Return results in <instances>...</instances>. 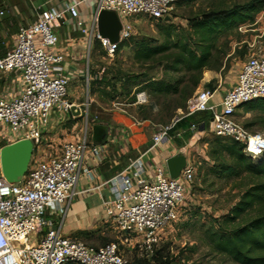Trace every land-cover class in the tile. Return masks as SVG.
Wrapping results in <instances>:
<instances>
[{"label":"built area","instance_id":"obj_1","mask_svg":"<svg viewBox=\"0 0 264 264\" xmlns=\"http://www.w3.org/2000/svg\"><path fill=\"white\" fill-rule=\"evenodd\" d=\"M178 1L94 0L91 28L88 34L86 30L81 32L86 34L88 45L94 40L105 53L112 54L121 41L129 38L127 18L167 23L170 9ZM79 5L77 0L56 8L48 2L40 4L33 20L17 27L13 44L0 56V125L6 130L2 141L8 145L26 140L32 146L26 171L18 182L8 183L0 173V264H128L119 245L150 249L162 231L176 221L185 186L194 175V168L185 160L178 177L170 179L164 165L153 167V176L147 179L150 165L147 167L142 157L166 138L170 126L160 128L151 134L144 153L128 159L118 173L94 187L107 192V199L99 194L100 203L106 221L117 234V243L92 247L60 235L51 216L60 213L62 204L75 196L78 175L89 173L80 170L84 153L107 156L105 149L93 145L82 131L76 140L61 143L54 155L33 158L44 132L74 118L71 103L66 100L68 79L62 72V56L51 51L57 43L54 29L66 19H76ZM101 10L113 12L118 18L120 30L115 43L96 35L95 17ZM214 94L195 91L187 99L182 117L209 113L214 136L235 142L252 160L260 157L264 135L248 132L234 115L241 105L264 99V56L248 57L219 101L214 100ZM135 101L143 104L144 94L138 93ZM200 127L191 125L189 131ZM114 138L123 141L122 135ZM29 234L33 245L28 244Z\"/></svg>","mask_w":264,"mask_h":264},{"label":"rangeland","instance_id":"obj_2","mask_svg":"<svg viewBox=\"0 0 264 264\" xmlns=\"http://www.w3.org/2000/svg\"><path fill=\"white\" fill-rule=\"evenodd\" d=\"M32 1L0 0V11L3 12L0 18V56L11 47V37L16 28L24 25L25 18L28 19L31 7L29 2ZM250 1L253 0H179L170 9L167 23L127 18L129 38L121 41L112 54L105 53L92 40L86 45L83 71L77 82V100L80 103L72 105L74 118L44 132L33 158L54 155V149L64 141L67 142L74 131H85L87 139H90L92 125H111V115L126 116L131 124H139L146 129L149 138L156 130L171 126L176 118L182 117L186 101L195 91L218 90L214 79L201 83L208 73L214 72L217 79L219 76L225 83L223 86H226L230 69L239 67L252 55L264 56V7L259 12L246 13L249 20L232 28L220 29L213 25L203 27L197 24L201 15L240 7ZM31 12L33 15L34 12ZM166 27L170 29L171 43L185 45L186 49L196 55L203 49L208 50L209 59L205 69L200 73L188 72L184 66H180L174 72L172 58L154 56L143 60L139 57L141 46L154 47L163 43ZM196 78L200 79L193 92L187 98L182 97ZM156 81L170 85L169 91L158 93L152 88H146V83ZM138 93L145 96L143 104L135 101ZM69 94L67 86L66 100ZM263 117L258 111H247L243 106L238 107L234 115L238 124L243 127L248 125L244 127L248 132L264 135V127L259 122ZM5 131L0 125V142ZM190 134L185 140L180 135L174 138L166 136L163 140L175 145L179 155L194 168V175L185 186L177 219L162 231L150 249L142 245H119L128 264H155L152 256L158 250L166 257V260L163 258L161 261L166 264H236L227 256L214 252L211 245L216 239L214 233L220 235L224 230L234 231L237 228L236 222L231 224L223 222V219L250 180L246 176L240 180L226 178L220 173L221 166L228 163L224 153L218 152L215 162L209 155L214 149L219 151L214 142L216 139L220 141L219 145L229 140L214 136L209 122L204 124L203 130L196 129L190 131ZM252 216L251 212L247 217ZM71 237L92 247L108 242L117 243V234L109 221H104L100 229L87 235Z\"/></svg>","mask_w":264,"mask_h":264},{"label":"crops","instance_id":"obj_3","mask_svg":"<svg viewBox=\"0 0 264 264\" xmlns=\"http://www.w3.org/2000/svg\"><path fill=\"white\" fill-rule=\"evenodd\" d=\"M70 1L76 0H33L29 2L30 10L35 13V9L42 3L48 2V6L61 7ZM80 1L78 8V17L74 20H65L59 23L54 29L57 43L51 52H56L62 56L63 62L61 67L63 75L68 79V102L72 105H78L79 86L78 79L82 75V65L86 51L88 39L86 34L81 30H89L93 23L94 0H77ZM29 10L28 19L25 18L24 25L30 23L34 14ZM30 18V19H29ZM17 29V28H16ZM16 33V31H15ZM14 35L11 37V45L13 44ZM240 67V66H239ZM239 67L230 69L226 77V86H223L222 79L216 74L208 73L207 78H203L201 83H207L209 79H214L217 83V91L214 94V100L219 101L223 92L234 83ZM1 84V83H0ZM122 118V119H121ZM111 125H92L91 141L93 138V127H104L106 130L105 137L100 145L105 149L106 155H92L86 151L80 163V170L87 169L88 174L80 173L74 186L75 196L69 202H64L61 206V212L51 216L56 226L59 228V233L63 237H71L80 232L91 233L94 230L100 229L103 222L106 221L100 203V196L108 198L106 190L103 188L100 191L94 187L101 181L107 180L118 173L126 164L128 159H132L140 152H145L150 144L149 134L146 129L140 127L139 124H131L126 116L111 115ZM123 124V125H122ZM75 125L73 131L76 129ZM57 127V126H54ZM52 126L51 129L54 128ZM134 130V131H133ZM81 132V131H80ZM80 132H73L66 141L76 140ZM114 136H123V141H119ZM65 142V141H64ZM121 145H123L121 147ZM173 149V150H172ZM175 149V150H174ZM176 146L172 143L164 141L151 152L143 155L142 159L146 163L148 170L146 172L147 179L153 176V167L164 166L167 158L179 155ZM58 150L54 149V152ZM124 152V154H123ZM104 157V158H103Z\"/></svg>","mask_w":264,"mask_h":264},{"label":"trees","instance_id":"obj_4","mask_svg":"<svg viewBox=\"0 0 264 264\" xmlns=\"http://www.w3.org/2000/svg\"><path fill=\"white\" fill-rule=\"evenodd\" d=\"M257 5L258 7H256ZM263 7L264 1L253 0L240 7L234 6L229 10L201 15L197 24L203 27L204 25H213L220 29L232 28L249 20L246 13L259 12ZM169 30V27H166L165 38L161 45L154 47L141 46L139 57L141 56L143 60L154 56H161L160 58L166 59L172 58L171 66L174 68V72H177L180 66H184L188 72L200 73L205 69L206 61L209 59L208 50L203 49L196 55L186 49L185 45L171 43L169 41ZM199 79H195L192 87L182 97L187 98L193 92ZM145 86L158 93H167L170 88V85L163 84L161 81L148 82ZM173 91L175 92L176 89L173 88ZM241 106L245 107L247 111L256 110L261 116H264V99L253 100ZM209 120L210 115L206 112L181 117L167 130V136L174 138L176 135H180L181 139H188L191 135L189 131L191 125L201 126L199 130H203L204 124ZM259 122L264 127V117ZM244 127H248V125H244ZM214 142L219 151L214 149L210 152L209 157L215 162L217 160L216 154L218 152L224 153L228 161L227 165L221 166L220 173H223L226 178H238V180L242 176H246L250 181L239 196L238 201L223 219V222L231 224L236 222L237 228L234 231L224 230L220 235L214 233L213 236L216 239L212 241V249L218 254L227 256L236 264H264V152L260 157L252 160L243 155L241 147L231 140L221 145H219L220 141L217 139ZM6 144L4 141L0 142L1 146ZM252 179L256 181L253 182ZM251 212L253 216L248 218L247 216ZM87 234L80 232L75 235ZM163 258L166 260V257L161 255L160 250L154 251L152 259L155 264H166L161 262Z\"/></svg>","mask_w":264,"mask_h":264},{"label":"water","instance_id":"obj_5","mask_svg":"<svg viewBox=\"0 0 264 264\" xmlns=\"http://www.w3.org/2000/svg\"><path fill=\"white\" fill-rule=\"evenodd\" d=\"M96 35L100 38L115 43L118 40L120 23L113 12L99 11L95 17ZM72 107L70 113H72ZM176 118L173 123L177 122ZM106 134L104 127L92 128V144L100 145ZM32 146L29 141H17L0 148V173L8 183H16L25 173L31 156ZM185 159L182 155H175L167 158L164 162L168 177H178L184 167Z\"/></svg>","mask_w":264,"mask_h":264},{"label":"bare ground","instance_id":"obj_6","mask_svg":"<svg viewBox=\"0 0 264 264\" xmlns=\"http://www.w3.org/2000/svg\"><path fill=\"white\" fill-rule=\"evenodd\" d=\"M121 119H122V118H121ZM122 125H123V124H122ZM133 131H134V130H133ZM27 238H28V240L30 239L28 244H29V245H33L34 243H33V241L31 240V239H32V235L29 234Z\"/></svg>","mask_w":264,"mask_h":264}]
</instances>
